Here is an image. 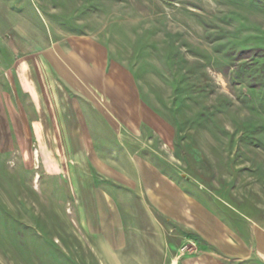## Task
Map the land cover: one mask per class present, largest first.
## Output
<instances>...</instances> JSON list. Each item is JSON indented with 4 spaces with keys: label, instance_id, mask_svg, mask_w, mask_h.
I'll return each instance as SVG.
<instances>
[{
    "label": "rangeland",
    "instance_id": "1",
    "mask_svg": "<svg viewBox=\"0 0 264 264\" xmlns=\"http://www.w3.org/2000/svg\"><path fill=\"white\" fill-rule=\"evenodd\" d=\"M256 48L264 0H0V264H165L161 230L187 264H264ZM118 179L186 187L251 256L224 259ZM100 190L125 249L84 227Z\"/></svg>",
    "mask_w": 264,
    "mask_h": 264
},
{
    "label": "crops",
    "instance_id": "2",
    "mask_svg": "<svg viewBox=\"0 0 264 264\" xmlns=\"http://www.w3.org/2000/svg\"><path fill=\"white\" fill-rule=\"evenodd\" d=\"M119 181L133 188L140 197L148 200V203L168 218L176 220L184 228L195 233L213 249V252L224 259L244 260L251 256V240L244 234L240 236L220 221L216 214L205 209L200 200L192 196L186 187L171 179ZM84 199L88 201V204H84L86 230L99 235L108 251L127 248V228L115 197L107 190H100L88 193ZM159 234L160 245L158 242L154 246L157 251L165 254L164 258L167 260L164 263L187 264L188 260L181 262L172 253L173 245L169 240V233L161 230ZM255 236L257 257L264 263V229L258 230ZM194 264H197V260Z\"/></svg>",
    "mask_w": 264,
    "mask_h": 264
},
{
    "label": "trees",
    "instance_id": "3",
    "mask_svg": "<svg viewBox=\"0 0 264 264\" xmlns=\"http://www.w3.org/2000/svg\"><path fill=\"white\" fill-rule=\"evenodd\" d=\"M264 52L263 48H256V49H244L241 51V54H256L259 56Z\"/></svg>",
    "mask_w": 264,
    "mask_h": 264
}]
</instances>
